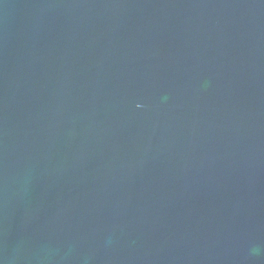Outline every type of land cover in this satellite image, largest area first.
<instances>
[{"label": "water", "instance_id": "obj_1", "mask_svg": "<svg viewBox=\"0 0 264 264\" xmlns=\"http://www.w3.org/2000/svg\"><path fill=\"white\" fill-rule=\"evenodd\" d=\"M0 264H264V0H0Z\"/></svg>", "mask_w": 264, "mask_h": 264}]
</instances>
